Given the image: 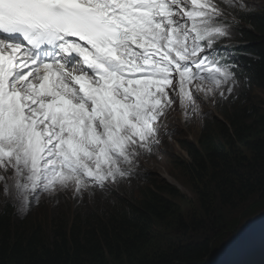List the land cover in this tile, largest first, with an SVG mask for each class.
Instances as JSON below:
<instances>
[{
  "label": "snow or ice",
  "instance_id": "6c2138e0",
  "mask_svg": "<svg viewBox=\"0 0 264 264\" xmlns=\"http://www.w3.org/2000/svg\"><path fill=\"white\" fill-rule=\"evenodd\" d=\"M247 6L0 0V199L102 195L158 148L169 111L233 99L250 80L221 41Z\"/></svg>",
  "mask_w": 264,
  "mask_h": 264
},
{
  "label": "trees",
  "instance_id": "16d2710c",
  "mask_svg": "<svg viewBox=\"0 0 264 264\" xmlns=\"http://www.w3.org/2000/svg\"><path fill=\"white\" fill-rule=\"evenodd\" d=\"M236 18L246 54L240 75L250 82L219 106V118L203 121L196 140L179 141L185 153L178 160L179 169L209 218L217 207L234 212L255 196L264 198V105L254 94L257 89L264 91V8ZM140 178L146 179L147 172ZM145 182L133 192L111 187L99 194L103 204L90 206L85 201L42 218L30 213L19 217L15 206L2 200L0 264H229L219 253L208 258L211 243L224 226L222 219L214 216L211 238L194 243L170 240L165 232L196 231L206 227L205 220L183 218L174 201L178 189L170 183L160 178ZM255 216L251 222L260 217Z\"/></svg>",
  "mask_w": 264,
  "mask_h": 264
},
{
  "label": "rangeland",
  "instance_id": "374dc122",
  "mask_svg": "<svg viewBox=\"0 0 264 264\" xmlns=\"http://www.w3.org/2000/svg\"><path fill=\"white\" fill-rule=\"evenodd\" d=\"M246 2L248 6L255 8L264 7V0H246ZM234 35L238 36V33L234 31ZM254 94L256 95V100L264 105V91L257 89L254 91ZM223 102L224 101L213 103L211 100H208L200 106L201 110L195 113L190 110L185 113V111L179 107H177L175 111H169L167 118L162 121L161 143L158 148L153 149L151 153L146 152L141 155L134 169V174L125 178L118 185H112V187L118 192H133L139 186L145 187L146 179L150 181L155 180V178L165 180L178 189L179 195L175 197L174 201L180 206L183 218H200L205 220L204 223H206V227L196 231L194 229H188L186 232L182 230L165 232L167 238L170 240H179L184 243H194L205 238H211L213 233L209 225L215 216L218 217V219H222L224 226L218 229L219 233H216L217 235L211 243V253L208 258H210V256L214 257L215 253H219L234 264H238L239 262H241L240 264H264V215L260 216L261 213H258L264 211V198L255 196L250 203L239 205L234 212L229 208L217 207V212L213 217H205L204 210L198 200V195L188 181H186V178L183 177V173L179 169L180 162L178 160L185 158V153L179 141L185 139L189 141L196 140L201 134L204 124L203 121L205 119L212 120L213 118L220 117L219 106L222 105ZM143 172H147L146 179L140 178ZM129 179L134 180V182H131ZM117 191H114L115 194H117ZM1 201L2 199H0V202ZM85 201H88L89 205L93 206L92 202L103 204L105 199L101 198L99 194L76 199L71 192H68L57 194L55 197L41 194L37 199H31L30 203L26 202L22 210L20 205L13 202H11V204L15 206V210L19 217L30 213L36 214L38 218H42L53 211L58 212L61 208L64 210L73 209L76 206L83 205ZM254 213H257L255 217H260L257 221L249 223L245 231H240L235 227L238 216H244L250 220V218L255 215ZM248 229H250V231ZM254 232H257L259 237L256 236L257 234L255 235ZM238 241H240L239 244H237ZM251 245L253 246L251 248L252 250L249 247ZM238 247L243 250L236 252ZM230 254H232L234 259L228 256ZM261 254H263L262 257H260Z\"/></svg>",
  "mask_w": 264,
  "mask_h": 264
},
{
  "label": "bare ground",
  "instance_id": "6f19581e",
  "mask_svg": "<svg viewBox=\"0 0 264 264\" xmlns=\"http://www.w3.org/2000/svg\"><path fill=\"white\" fill-rule=\"evenodd\" d=\"M170 180V179H169ZM174 182V181H173ZM252 227V226H251ZM252 232V231H251ZM253 233V232H252ZM254 234L256 235L257 234V232H254ZM256 236H258L259 237V234H257ZM260 237H262V236H260ZM259 239H261V238H259ZM259 243H261V242H259ZM254 244H256V243H254ZM253 244V245H254ZM250 247V249L253 247L252 245L251 246H249ZM248 249V248H247ZM249 249V250H250ZM241 250H243V249H241ZM252 250V249H251ZM256 251V250H255ZM252 253H254V252H252Z\"/></svg>",
  "mask_w": 264,
  "mask_h": 264
}]
</instances>
